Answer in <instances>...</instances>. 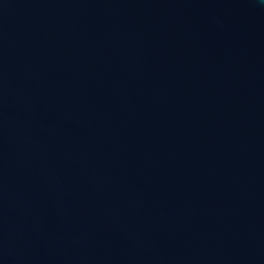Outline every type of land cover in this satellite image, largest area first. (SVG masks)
Instances as JSON below:
<instances>
[{
	"label": "water",
	"instance_id": "95a60500",
	"mask_svg": "<svg viewBox=\"0 0 264 264\" xmlns=\"http://www.w3.org/2000/svg\"><path fill=\"white\" fill-rule=\"evenodd\" d=\"M0 264H264V0H0Z\"/></svg>",
	"mask_w": 264,
	"mask_h": 264
}]
</instances>
